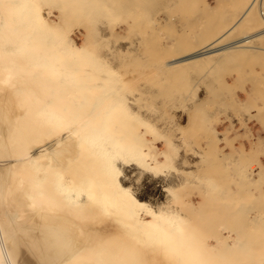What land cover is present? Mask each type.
Returning <instances> with one entry per match:
<instances>
[{"label": "bare ground", "instance_id": "1", "mask_svg": "<svg viewBox=\"0 0 264 264\" xmlns=\"http://www.w3.org/2000/svg\"><path fill=\"white\" fill-rule=\"evenodd\" d=\"M263 2L212 11L207 0H0V264H264V188L218 186L209 173L222 157L185 138L176 158L179 144L132 106L123 80L148 71L126 69V56L162 57L151 83L170 95L181 68L257 47L264 28L233 34L264 21ZM192 7L206 9L199 32L176 29L172 16ZM174 32L193 42L169 46ZM235 136L260 143L235 130L224 136L233 152ZM127 167L134 181L161 178L164 199L139 197Z\"/></svg>", "mask_w": 264, "mask_h": 264}, {"label": "rangeland", "instance_id": "2", "mask_svg": "<svg viewBox=\"0 0 264 264\" xmlns=\"http://www.w3.org/2000/svg\"><path fill=\"white\" fill-rule=\"evenodd\" d=\"M229 1L231 0H207V3L212 5V11H223L218 5L225 2L228 3ZM261 8V15H264V2ZM188 10L189 11L186 12L184 10L183 12L180 11L178 14L172 16V19L175 21V28L180 29L184 25V31L187 30V32H191L190 26L193 25V30L198 31V21L204 19L201 11H205L206 9L192 7ZM257 18L258 19L248 26V28L242 27L235 33L233 32V37L235 35V37L240 36L245 32H252L256 29L264 28V21H262L260 15ZM51 19L54 20V17L51 16ZM162 35H164V33L161 34V37ZM165 36V42H167L169 46H171L172 43H178V45L181 46H189L190 42H193L191 37L179 38V34L176 32L168 34V37L167 35ZM177 36L178 38L176 39ZM73 37L77 42H80V33L78 31H76ZM125 43L126 41H121L122 47L126 46ZM250 43L257 47L247 49V51H241L233 58L222 57L219 60L209 61L207 63H194L185 68H181V79H178V81L171 79L172 83L175 82L179 84L177 89L175 85L173 91H170V95H163L161 93L156 94L159 91L155 89L156 87L159 89V86L156 85L155 82L151 83L153 79L152 76L154 77L157 71L163 68V64L160 63L159 60L164 58H156L153 56L146 58V56H142V59L145 58L149 62L141 64L134 62L133 59L130 60L132 57L126 56L125 59H123V64H125V66L122 64L120 65L121 69H123V66L126 69H136L139 65L143 67L142 65L145 64L144 66H146V68L144 67L141 69H148V71L143 73L135 71H132L134 73L130 72L133 76H136L135 79L130 78L132 75L130 76V73H127L125 77L128 76L129 79L123 80L127 81L126 85L130 84V89H125L124 92L128 97L132 95L136 97V100L133 101L134 104L131 101L134 108H139L140 111H144L143 113L146 111L147 116L149 115V118L154 120V124L158 128L160 127L159 131L166 132L168 135L167 139L170 140V142H174L176 145L179 144L177 145L179 149H177L175 157L177 158L179 154L184 153L183 147L186 145H184L183 142H181V144L179 143L182 138H185L188 146L192 149H198L200 152H203L204 149L213 151L214 153L216 152L215 158L216 156H221L220 162L222 164L220 163V166L216 170L209 173L212 175H210L211 180L215 182V180L218 179V186L220 184L221 187H226L227 190L233 192H236L238 189H245V187H255V189L264 188V34L255 37ZM172 48L173 47H171V49ZM102 49H104L103 46L100 47V51H103ZM171 49H164V54L169 53ZM133 52H135V50ZM136 52H139V48ZM158 64L160 65L157 68L156 66ZM149 65H155L154 67L156 68L154 69L156 71ZM162 73L161 71L158 72L159 76H157H162ZM148 75L151 79L147 77ZM163 76H169V74L164 73ZM138 77L141 78L139 80L142 81H137ZM142 77L144 79H142ZM138 86L144 89H138ZM141 90H144V93L143 91L141 92ZM146 92H148L149 95H145ZM161 96L165 97L163 98ZM159 97L162 99H159ZM145 98L148 99L144 100ZM164 102L165 106H163ZM157 103L159 106L161 105L159 107L161 110L157 109ZM151 109L153 110L152 112ZM236 114H240L244 117L245 123L241 121ZM215 116L217 118L219 117L218 120L217 118L215 119ZM180 123L183 125H180ZM235 130L238 131L239 134L252 130V133L260 143H254V141L250 140L248 145L245 137L242 136V139L241 136H235L231 139L233 143L232 147H234L236 151L233 152V150L230 149L231 146L224 140V136L228 135V133L233 135ZM238 142H242V144L238 145ZM190 148L188 150H190ZM189 154L190 153H188V155ZM198 154L200 155V153L197 152L189 156L194 161ZM175 161L177 163L178 160ZM233 161H235L237 165L235 166V170L232 171L229 176L223 177L221 174L224 170L226 171L225 164L233 166ZM249 166H251L250 169ZM206 171L207 170H205L204 173H207ZM134 172L135 170L132 167H127L125 170V181L132 184L139 197L145 198L152 203H158L164 199V190L162 189L163 180L161 178L144 175L134 181L136 178ZM172 173H174V175L172 174L174 178L176 171L174 170ZM252 174L254 177H252ZM188 197L190 199L195 198L192 194Z\"/></svg>", "mask_w": 264, "mask_h": 264}, {"label": "crops", "instance_id": "3", "mask_svg": "<svg viewBox=\"0 0 264 264\" xmlns=\"http://www.w3.org/2000/svg\"><path fill=\"white\" fill-rule=\"evenodd\" d=\"M264 256V255H263Z\"/></svg>", "mask_w": 264, "mask_h": 264}]
</instances>
